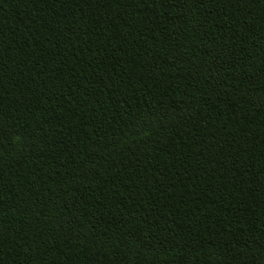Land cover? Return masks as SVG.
<instances>
[{
	"label": "trees",
	"instance_id": "obj_1",
	"mask_svg": "<svg viewBox=\"0 0 264 264\" xmlns=\"http://www.w3.org/2000/svg\"><path fill=\"white\" fill-rule=\"evenodd\" d=\"M0 264H264V0H0Z\"/></svg>",
	"mask_w": 264,
	"mask_h": 264
}]
</instances>
